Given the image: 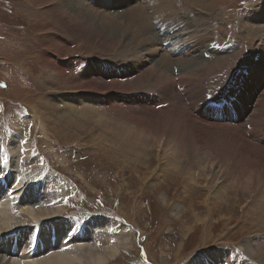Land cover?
Here are the masks:
<instances>
[{
	"label": "rangeland",
	"instance_id": "1",
	"mask_svg": "<svg viewBox=\"0 0 264 264\" xmlns=\"http://www.w3.org/2000/svg\"><path fill=\"white\" fill-rule=\"evenodd\" d=\"M73 1L78 8L93 10L98 18L100 11L108 18L118 19L119 14L143 6L141 2L148 0H134L129 6L120 0ZM43 2L0 0V149L9 152L10 169L23 172L25 178L19 197L11 204L16 216H21L27 204H34L37 210L63 208L62 215L59 212L57 216L64 217L60 219L64 222L76 213L77 224L71 238L84 240L102 251L109 250L115 241L110 235L105 236L102 229L114 226L112 232L117 235L120 254L110 264H186L212 252L226 254L227 264H264V221L257 208L254 185L247 188L233 180L223 185L221 177L225 172L216 175L220 159L229 166L235 163L236 176L259 173L261 168L249 163L254 159L243 163L247 157L229 142L227 134L219 133L217 138L205 142L204 150L200 151L202 155L218 157L220 163L216 162L211 172L207 163L191 155L194 146L203 149V144L198 142L191 122H183L185 112L179 116L168 114L160 120L159 115L152 119L143 116L148 113L142 110L138 114L141 117L136 118L133 109L159 110L147 99L161 93L158 89L147 92L152 87H147V79L142 83L135 78L121 80L122 84L129 81V93L89 91L87 80H81L85 77L82 71L90 79L107 84L114 82V73L121 76L117 71L124 67L123 61L118 63L116 54L108 53L109 49L98 44L109 41L113 31L100 26L104 31L96 33L74 25L72 29L79 30L78 33L68 35L54 14L47 13L49 3ZM114 3L117 5L112 8ZM173 3L176 14H171V10L165 15L159 12L162 18L152 23L162 41L153 59L171 54L176 60L196 63L198 74L213 69L209 70L210 76L208 73L202 76L204 88L209 91L207 98L201 101L203 104L187 109L192 117L197 113L195 109L210 100H229L226 94L238 93L247 98L242 89L258 90V95L264 93V0H173ZM176 20L179 23L174 25ZM203 27L210 37L200 38L197 46L190 48L189 41L196 42L206 33ZM90 32L93 40L97 37L96 42L83 36ZM182 45L187 47L186 55L176 54L175 49L181 50ZM252 66L257 67L258 74L250 75ZM111 67L115 70L110 74ZM175 70L178 77L181 72L177 66L172 68L176 79ZM239 70L242 74L238 80L230 81ZM243 73L246 78H241ZM257 83L259 89L255 87ZM258 99L261 100L259 97L255 101ZM62 100L76 102L65 105ZM218 104L221 106L223 102L215 105ZM226 107L229 109L230 104ZM210 124L215 123L207 125ZM246 128L237 129L245 133L252 145L263 142L264 121L256 126L253 122ZM250 130L254 137L247 135ZM171 160V164H165ZM229 166L224 168L228 171ZM216 192L218 197L214 195ZM20 223L17 221L19 226L16 224L12 230L19 228ZM89 224L94 229H89ZM23 228L30 240L24 246L15 245L17 250L30 251L34 257L48 253L50 250L45 249H50L53 243L56 247L52 250L56 253L65 242L53 240L55 235H41L38 225L28 231V226ZM4 238L3 243L12 244L11 237ZM42 251L46 252L39 256ZM206 257L198 259L207 263Z\"/></svg>",
	"mask_w": 264,
	"mask_h": 264
},
{
	"label": "bare ground",
	"instance_id": "2",
	"mask_svg": "<svg viewBox=\"0 0 264 264\" xmlns=\"http://www.w3.org/2000/svg\"><path fill=\"white\" fill-rule=\"evenodd\" d=\"M43 1L49 3L47 13L48 14L50 13L52 15L54 14L55 19H57L58 23L62 27L65 28V31H66L65 33H67L68 35H76L78 33L77 31H79V30L74 31V29H72V28H74L73 27L74 25H77V26L81 27L82 29L83 28L88 29V31L92 30L93 32H96V33H99L100 30L104 31V29L100 28V26H103V27L106 26L109 28V30L113 31V33L110 35L109 41H102V42H104V44H102V45H101V43H98V42L97 43L100 46H103L104 48H106V50L109 49L108 53L113 54V55L116 54V57L118 59V61H117L118 63H121L123 61L124 67L123 68L121 67V70L117 71L121 74V76H117L114 73V77H113L114 82L110 81L111 83L107 84V83H104L103 81H100V79H97V78H94L93 80L90 79L89 75L85 74V72L82 71L83 75H85V77L83 78V76H82L81 80L82 81L85 79L87 80L88 83L86 82L87 83L86 87L89 89V91L96 93V94L97 93L103 94L106 91L115 92V93H121V92L122 93H129V91H130L129 90V84L130 83H128L129 81L122 84L121 80L127 81L129 79L133 80L135 78L134 80H136L138 83H142L147 79V81H146L148 83L147 87L152 85L151 90H149L147 92H151L153 90L156 91L155 89H158V91L161 93V96H159V94H157L154 96H150L147 99V101L150 104H152L154 106V108L159 109V110L151 111V110L146 109L144 107L140 108V109H136V110L133 109V114H135L136 118L141 117L138 114L140 112H142V110H145L148 113V115H143V116H148L150 119H152V118L159 115L160 120H162L161 118H163L165 115H168V114L172 115L174 113L175 116H179V115H184L186 113L185 115L187 118L185 116L182 117L184 119L183 122L184 121H186L187 123L191 122L190 123L191 129L195 132V135L200 139V140H198V142L201 141L203 144V149L199 148L198 146L193 147L191 145L193 147L191 155L195 158L199 157L201 163H204V164L207 163V166L210 168L209 169L210 171L214 167L216 162L220 163L217 159L218 157L217 156L212 157L208 154L202 155L203 153L201 154L200 151L202 152L204 150L205 142L210 140L211 137H216L219 133L222 135L227 134L228 135L227 137L231 139V141H229V142H232L234 146L238 147L236 149L238 151L240 150L241 155H244L247 157V159H245L243 163L254 159V161L249 162V163H254L252 165H256L257 167H260L261 170L259 171V173L254 172V175L250 172L247 174H243V175L241 173V174H239V176L237 175L238 176L237 177L236 175H234V173L237 174V171H235V169L237 168V166H235V163L233 164V166H229V165L225 164L223 159H220L221 166L218 165V167L220 169L218 172H216V175L219 176L222 171L225 172L223 177H221V179H223L222 180L223 185H226L228 183V181H230V180H233L234 182H236L239 185L245 184L247 188H249L250 185H254L253 191H255V193L257 195L256 196L257 208L260 209V211H261L260 214L262 215L263 221H264V206H263V204H264V158H263L264 157V148H263L264 139H263L262 143L260 141L257 143L258 146L252 145L248 141L249 139L248 140L246 139L245 133L239 132V129H237L238 127H243V126L246 128L248 125H250L253 122L256 126L258 123L260 124V122L264 121V93L258 95V92H259L258 90H254L255 92L254 91L250 92V91H246L245 89H242L241 91L242 92H243V90L245 91L244 94L246 95L247 98H244L243 96L241 97V95L238 93L237 94L233 93L231 95L226 94L229 97V100L226 98L210 100V102L208 101L209 103H206L203 106H201L200 108L195 109V112H197V113H194V116L192 117L190 111H188L187 109L190 107H193L194 105L203 104V102L201 103V101L204 100V97L207 98L206 93L209 91H208V89L205 90V88H204L205 86H204L203 82H204L205 77L203 78L202 76L204 73H208V75L210 76L209 70H213V69H209V70H206L204 73L200 72L201 74H198L199 73V71H198L199 66L197 67L196 63L194 65L193 64L194 62L193 63L192 62L186 63L182 59L176 60V59H174V57L171 54H168L167 56H163L160 58L158 57L160 60L156 59L157 57H155L153 59V56H156L159 53L160 46L162 45V41L159 40V38L155 32L156 26L152 25V23L155 20L162 18V16L159 17V15H160V14L158 15L159 12H161L162 15L163 14L165 15L166 11L171 10L173 12L174 9H176L175 8L176 6L174 5L173 0L142 1L141 4L143 6L135 7V8H132L130 12H126V13L121 14V15L119 14L120 17L118 16L119 17L118 19L108 18V17H106V15H103V13H105V12L102 13L100 11H99V13L101 16L98 18L96 13L93 10L91 11V9L86 8V7H83V8L79 7L78 8L74 4L73 0L72 1L41 0V3ZM87 1H89V0H87ZM103 1H105V0H101L102 3H103ZM121 1L126 2V4L129 6V5H131V2H133L134 0H120V3H122ZM137 2H139V1L137 0ZM92 3L97 4L94 1ZM99 3H100V0H99ZM115 5H117V4L114 3L112 5V8H115L116 7ZM85 12L88 14H86ZM172 12H171V14L175 13V11L173 13ZM182 18L183 17H181V19ZM55 19H53V20H55ZM179 19H180V17L178 18V20ZM157 21H159V20H157ZM79 22H81V24ZM178 23L179 22H177V20L174 21V25H177ZM158 26H161V24H158ZM169 26L171 28H175V26L173 27L172 24H170ZM204 30L206 32L208 29L204 28ZM81 35H83V34H81ZM83 36L88 40L92 39L91 38V32H90V35H83ZM208 37H210V36H208V33L206 32L204 35L199 36L198 39H196V42L194 40L189 41L190 42L189 45L191 47L190 46H188V47L194 48L197 46V43L200 40V38L206 39ZM91 41L96 42L97 37H95V39L94 40L92 39ZM263 42H264V40H263ZM163 43H165V42H163ZM187 44H185V45H187ZM182 46H180V47H182ZM183 48H185V47L183 46ZM183 48L181 50L179 48L178 49L176 48L175 53L176 54L178 52H181V53L186 52L187 53V49H186L187 47L185 49H183ZM171 50H174V49L172 48ZM186 53H185V55H186ZM149 57H151L152 60ZM209 57H210V55H209ZM193 58H195V57H193ZM154 62H155V64H153ZM125 63H130V65L125 64ZM205 63H207V62H205ZM145 64H146V66H145ZM148 64L151 66H148ZM152 64H153V66H152ZM120 66H122V65H120ZM174 66H177V68L180 69L179 72H181L180 76L178 77L179 74L175 70L176 71L175 76L177 74L176 79L173 77V72H172V68ZM210 66H213V65H210ZM203 67H205V66H203ZM116 68H118V67H116ZM111 69H112V67H111ZM113 70H115V69H112V71L108 72V73L111 74L113 72ZM201 70H202V68H201ZM222 71H223V69H222ZM239 72H240V70L235 74L233 79H230V81H237L239 78V75L242 74L241 72L240 73ZM137 73H139L140 75ZM255 73L258 74L257 67L252 66L250 75H256ZM262 75H264V74H262ZM109 77H110V75H109ZM120 77H121V79H120ZM241 78H246L244 73H243V76ZM252 78H253V76H252ZM259 80H260V78L258 77V81ZM131 85H132V83H131ZM207 85H208V83H207ZM255 87H256V89H259L258 88V87H260L259 83H257V85ZM180 91H182V93L179 94ZM235 92H237V91H235ZM254 97L255 98L260 97L261 100L258 99V101H255ZM208 99H209V96H208ZM67 100H62V102L65 103V105L74 104L76 102V100H75V102H71L70 100L69 101H67ZM220 100L223 102V104L221 105V108H220L219 104L215 105ZM239 101H240V104H238ZM157 103H163V104L167 103L169 106H167V108H166L163 105L162 106L158 105ZM228 103L230 104L229 109L226 107L228 105ZM167 104H165V105H167ZM254 104H256L254 106L255 108H251V106ZM128 109H130V108H128ZM162 109H164V110H162ZM165 109H169V110L167 111ZM198 109H200V110H198ZM255 109H257V110L254 114ZM234 114H235V116H234ZM244 118H246V120H244ZM209 123H215V124H210V126H209V125H207ZM211 125H218V127L217 126H211ZM248 128L251 129L250 127H248ZM246 133H247V135H249L250 138L254 137L252 135L251 130L247 131ZM220 140H222V139H220ZM165 145H168V143H166ZM228 145H232V144L230 143ZM23 146L25 147V146H27V144L23 145ZM213 154L215 155V153H213ZM136 156H137V154H136ZM258 156H259V158H258ZM163 160H164V157H163ZM172 162H173V160L166 161L165 164H167V163L171 164ZM11 164H12L11 163V156H10L9 152L5 151L4 149H2V150L0 149V264H87V262H90V264H110L111 261L113 262V260H116L117 254L120 251L118 250L119 248L117 246L119 244V241L116 240L117 235H115L112 232V230H114L113 229L114 226L109 225L108 227H105L102 229L103 234H105V236L110 235V237H113L112 239H115V241H116V242L114 241V243H112L113 245L111 247H109V250L106 251V249H105L102 251V250H96V249L92 248L87 242L85 243L84 240L80 241L81 239H79V238H74V239L71 238V236H72L71 232H73L76 229V224H77V221L75 219V215H77L76 213H74L72 215V218L70 220H68L67 222H64V221L60 220L64 217L57 216L59 212H61V215H62L61 210H63V208H61L59 210L54 209L52 211H47V210H42V209L37 210L38 207L36 208L34 206V204H31V205L27 204L26 209L22 210L23 213L21 214V216H16L17 213L15 212V208H13L11 206V204L13 203V199L15 200L17 197H19L17 195L20 192L22 184L25 182V180H24L25 178L23 176V172H17L18 173L17 174L13 170H11L10 169ZM224 166H229V170L227 171L224 168ZM3 175H5L6 178L3 177ZM208 175H209V173H208ZM8 176L10 177V181H9ZM218 194H219V192L214 193V195L215 196L217 195V197H218ZM58 199L60 200V198H58ZM61 205H63V204H61ZM33 207H35L36 210ZM20 208L22 209V207H20ZM57 208H58V206H57ZM21 217H23V219L19 220V218H21ZM68 217H70V216H68ZM68 217H65V218H68ZM17 221L21 222L20 227L12 230L13 228H15L18 225ZM28 221L30 223H28ZM34 223H36V225H32ZM29 225H32V226H29ZM37 225H38L37 231H39L41 233V235H53V237L55 235L53 240H57L58 242H60L62 239L65 240V242L61 243V245H60V247L56 253L54 252V250H52L56 247L55 243L51 244L50 249H48V248L45 249L46 251L47 250H50V251L48 253H46L45 255H42L41 257H38V256L34 257L30 251H26V250L22 251L23 249L21 251H20V249L17 250V245H15V243L18 245L24 246L26 244V242L28 240H30L29 238H27L23 227L28 226V228H27V231H28V229H30L34 226H37ZM66 226H68V229L65 228ZM91 226H93V225L89 224L88 228L94 229ZM124 226H125V224H122L121 227L119 226L122 231H123V229L126 230ZM21 228H23L22 231H19ZM107 232L108 233L111 232V233L108 234ZM5 236L12 238V240H10L12 243L11 245H9V243H7V242L3 243V240H5V238H4ZM89 236H91V235H89ZM185 237H186V235H185ZM46 238H48V237H46ZM103 238H104V236H103ZM13 239L15 240V242ZM72 240H74V241H72ZM97 242H98V240H97ZM9 246H12L11 251L9 250ZM122 246H124V245H122ZM119 247H120V245H119ZM121 249H123V248H121ZM125 250H126V248H125ZM46 251H42L39 254V256ZM121 252H122V250H121ZM53 253H55V254H53ZM202 255L207 256L206 257V261H208L207 263H203L202 258H200V260L198 259ZM16 256L21 257L22 260H18ZM6 258H7V260H6ZM8 258H9V261H8ZM210 261L212 263H210ZM226 261L229 262V258L226 254H224V253L222 254V253H218V252H214V253L212 252L211 254L203 253V254L199 255L196 259H193V260L187 262L186 264H223ZM224 264H227V263H224Z\"/></svg>",
	"mask_w": 264,
	"mask_h": 264
}]
</instances>
